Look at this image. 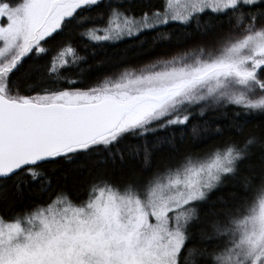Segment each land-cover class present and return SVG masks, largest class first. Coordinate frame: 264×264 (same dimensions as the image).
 Segmentation results:
<instances>
[{
    "label": "snow or ice",
    "instance_id": "1",
    "mask_svg": "<svg viewBox=\"0 0 264 264\" xmlns=\"http://www.w3.org/2000/svg\"><path fill=\"white\" fill-rule=\"evenodd\" d=\"M0 264H264V0H0Z\"/></svg>",
    "mask_w": 264,
    "mask_h": 264
},
{
    "label": "trees",
    "instance_id": "2",
    "mask_svg": "<svg viewBox=\"0 0 264 264\" xmlns=\"http://www.w3.org/2000/svg\"><path fill=\"white\" fill-rule=\"evenodd\" d=\"M172 39H173V40H176V39H178V36L174 35V36L172 37ZM100 58H102V55H101ZM90 63H92V61H90ZM85 67H87V65H85ZM60 178H61V172H57V173L55 174V176L53 177L54 180H56V179H60ZM72 179H73V176H72V175H69V176H68V181H69V183H71Z\"/></svg>",
    "mask_w": 264,
    "mask_h": 264
}]
</instances>
